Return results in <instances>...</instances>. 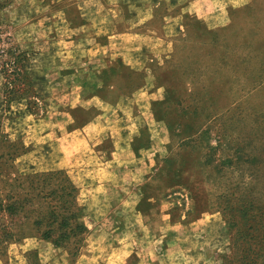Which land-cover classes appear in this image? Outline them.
I'll return each instance as SVG.
<instances>
[{
    "label": "rangeland",
    "instance_id": "rangeland-1",
    "mask_svg": "<svg viewBox=\"0 0 264 264\" xmlns=\"http://www.w3.org/2000/svg\"><path fill=\"white\" fill-rule=\"evenodd\" d=\"M54 2L0 0V264H40L32 243L73 260L91 228L84 194L50 162L30 120L41 113L40 44L25 22ZM24 5L31 14L19 18ZM226 12L210 34L189 29L155 73L166 133L155 179L175 190L185 219L204 212L198 233L172 235L187 238V264H264V0Z\"/></svg>",
    "mask_w": 264,
    "mask_h": 264
},
{
    "label": "crops",
    "instance_id": "crops-1",
    "mask_svg": "<svg viewBox=\"0 0 264 264\" xmlns=\"http://www.w3.org/2000/svg\"><path fill=\"white\" fill-rule=\"evenodd\" d=\"M54 1L25 22L27 33L38 27L40 44L41 113L30 120L50 162L84 194L91 228L73 260L31 250L40 264H187V238L172 235L198 233L204 212L185 219L175 190L155 179L166 136L155 73L189 29L210 34L247 0H169L162 12L161 0ZM17 14L28 17L29 6Z\"/></svg>",
    "mask_w": 264,
    "mask_h": 264
},
{
    "label": "trees",
    "instance_id": "trees-1",
    "mask_svg": "<svg viewBox=\"0 0 264 264\" xmlns=\"http://www.w3.org/2000/svg\"><path fill=\"white\" fill-rule=\"evenodd\" d=\"M68 179H69V178H68ZM68 181H69V183H70L71 190H75L76 187L71 183L70 179H69Z\"/></svg>",
    "mask_w": 264,
    "mask_h": 264
}]
</instances>
